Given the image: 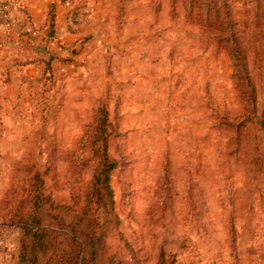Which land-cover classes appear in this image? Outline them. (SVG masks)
Here are the masks:
<instances>
[{"label": "rangeland", "instance_id": "rangeland-1", "mask_svg": "<svg viewBox=\"0 0 264 264\" xmlns=\"http://www.w3.org/2000/svg\"><path fill=\"white\" fill-rule=\"evenodd\" d=\"M0 1V264L19 263L34 192L85 199L103 113L122 264H264V0H226L219 32L211 0L193 23L189 0Z\"/></svg>", "mask_w": 264, "mask_h": 264}, {"label": "trees", "instance_id": "trees-1", "mask_svg": "<svg viewBox=\"0 0 264 264\" xmlns=\"http://www.w3.org/2000/svg\"><path fill=\"white\" fill-rule=\"evenodd\" d=\"M188 2L190 22L193 23L197 4L194 0ZM205 10L211 21L207 25L215 32L221 31L224 21L229 20L226 0H211ZM226 32L225 43L229 46L223 48L236 64L235 67H238L248 59L240 32L235 27ZM260 113V126L264 128V104ZM102 118L97 127L98 136L93 143L90 159L93 176L85 199H78L72 206L55 207L50 204L46 208L42 195L35 196L34 192L32 215L26 220L17 221L22 230L18 264H122L112 251H109V234L114 230V222L117 228L119 225L112 187L117 162L110 155L109 120L105 113ZM47 209L54 212L48 213ZM72 215L73 217L67 220V217Z\"/></svg>", "mask_w": 264, "mask_h": 264}, {"label": "built area", "instance_id": "built-area-1", "mask_svg": "<svg viewBox=\"0 0 264 264\" xmlns=\"http://www.w3.org/2000/svg\"><path fill=\"white\" fill-rule=\"evenodd\" d=\"M15 24L12 17V6L7 2L0 1V31L3 29L11 31Z\"/></svg>", "mask_w": 264, "mask_h": 264}]
</instances>
